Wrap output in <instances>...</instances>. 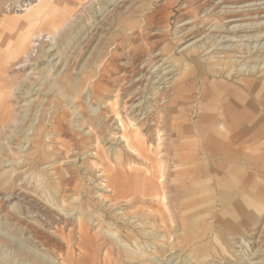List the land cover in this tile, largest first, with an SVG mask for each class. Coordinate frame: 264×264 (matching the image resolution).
<instances>
[{
  "label": "rangeland",
  "instance_id": "rangeland-1",
  "mask_svg": "<svg viewBox=\"0 0 264 264\" xmlns=\"http://www.w3.org/2000/svg\"><path fill=\"white\" fill-rule=\"evenodd\" d=\"M31 1L0 0V193L16 196L7 208L0 199V264H264V23L228 30L236 21L218 9L204 15L197 0H123L121 11L113 0H45L30 14ZM66 20L56 54L18 66L17 30L34 22L47 33ZM137 53L172 68V92L140 100L138 82L123 87L134 79L123 61ZM132 95L136 109L124 103ZM126 131L132 150L120 139ZM227 192L239 196L227 201ZM251 210L259 216L243 224ZM33 226L49 229L40 243Z\"/></svg>",
  "mask_w": 264,
  "mask_h": 264
},
{
  "label": "bare ground",
  "instance_id": "bare-ground-1",
  "mask_svg": "<svg viewBox=\"0 0 264 264\" xmlns=\"http://www.w3.org/2000/svg\"><path fill=\"white\" fill-rule=\"evenodd\" d=\"M43 1H45V0H39V2H32L31 1V3L29 4V5H27L25 8H23V9H25V10H27V12L28 13H32V12H34L33 11V8H36V9H38V7H42V10H44L45 8H44V5L43 6H40L41 4H42V2ZM110 1V0H109ZM112 1V0H111ZM122 2L123 0H113L112 2L113 3H111V4H113L114 6H117V7H119V9H120V6H118L119 5V2ZM132 1H135V0H132ZM143 1V0H142ZM158 1V0H157ZM162 1V0H161ZM131 2V1H130ZM139 2V1H138ZM137 2V3H138ZM163 2H164V0H163ZM197 2H200V4H201V11L200 12H202L204 15H207L208 16V14L209 13H212V12H214V11H217L216 9H218V10H223V12L224 13H226V14H228V15H225V18L227 19L226 21L228 22H235V23H237V24H235V23H233V24H235V25H229L230 27H229V29L228 30H235V31H240V30H243V29H245L246 28V26L248 27H250V26H252L253 24V27L254 26H260L261 24H263L264 23V20H262V21H251L249 18L251 17L252 18V16L251 15H253L254 17H256L255 15H258V14H261V13H264V0H233V1H228V0H197ZM34 3V4H33ZM126 3V2H125ZM124 3V4H125ZM162 3V2H161ZM183 4V3H182ZM181 4V5H182ZM158 5V4H157ZM141 6V5H140ZM162 6V5H161ZM160 6V7H161ZM131 7V6H130ZM129 7V8H130ZM132 7H133V5H132ZM157 7V6H156ZM159 7V6H158ZM183 7V6H182ZM181 7V9H183ZM185 7V6H184ZM108 8V7H107ZM125 8V7H124ZM139 8H141V7H139ZM109 9V8H108ZM107 9V10H108ZM118 9V10H119ZM122 9V8H121ZM121 9L119 10V11H121ZM159 9V8H158ZM163 9H164V7H163ZM113 10V9H112ZM142 10V9H141ZM160 10V9H159ZM186 10V9H185ZM249 10H253V12H247L246 13V11H249ZM255 10V11H254ZM109 11H110V9H109ZM116 11V10H115ZM131 11V10H130ZM26 12V13H27ZM129 12V11H128ZM146 12V11H145ZM146 14V13H145ZM184 14V13H183ZM188 14V13H187ZM201 14V13H200ZM255 14V15H254ZM248 15H250V17L248 16ZM138 16V15H137ZM189 16V15H188ZM199 16V15H198ZM263 16H264V14H263ZM142 17V16H141ZM149 17V16H148ZM152 17V16H151ZM150 17V18H151ZM195 17V16H194ZM193 17V18H194ZM199 17H201V16H199ZM206 17V16H205ZM71 18V17H70ZM69 18V19H70ZM72 18H74V17H72ZM150 18H149V20H150ZM74 20V19H73ZM72 20V21H73ZM97 20V19H96ZM100 20V19H99ZM99 20H97V21H99ZM147 20V19H146ZM196 20V19H195ZM200 20H201V18H200ZM205 20V19H204ZM101 21V20H100ZM188 21V20H187ZM194 21V20H193ZM198 21V20H197ZM201 21H203V20H201ZM200 21V22H201ZM70 21L69 20H66L64 23H61V24H54V26L47 32V33H45V32H39V33H36L35 32V28H34V26L36 25V23H34V22H28V23H30V27H22V28H20L19 30H17V39L16 40H14V42L12 43V45H11V48H10V52H13V55H15L16 56V58H18V62H17V64H18V66H26L29 62H31V61H35V60H38V59H40L41 58V56H43V53L45 52H43V53H41L43 50H46V51H53V53L52 54H56V41H57V38H59V37H61L62 35H63V29H65L66 27H68V23H69ZM186 22V21H185ZM189 22V21H188ZM191 22V21H190ZM263 22V23H262ZM183 23V22H182ZM202 23H204V21L202 22ZM241 23V24H240ZM184 24V23H183ZM191 24V23H190ZM185 25V24H184ZM186 25H187V23H186ZM69 26H71V25H69ZM96 26H99V24L98 25H96ZM263 26H264V24H263ZM100 27V26H99ZM210 27V26H209ZM242 27V28H241ZM256 27V28H257ZM251 28V27H250ZM68 29H69V27H68ZM227 29V28H226ZM206 30H208V29H206ZM65 31V30H64ZM150 31V30H149ZM224 31V30H223ZM221 32V31H220ZM219 32V33H220ZM238 32H237V34H238ZM68 33V32H67ZM210 34H211V32H209ZM65 34H66V32H65ZM64 34V35H65ZM186 34V33H185ZM216 34H217V32H216ZM216 34H214L215 36H216ZM228 35V34H227ZM227 35H223L222 34V32L220 33V36L221 37H224V43H225V41L226 40H231V39H229V38H227L228 36ZM246 35V34H245ZM161 36V35H160ZM205 36V35H204ZM211 36H213V34L211 35ZM237 36H241V35H237ZM63 37V36H62ZM65 37H67V36H65ZM230 37V36H229ZM250 37V36H249ZM264 37V36H263ZM189 38H191V36L189 37ZM216 38V37H215ZM243 38H244V36H243ZM245 38H247L246 36H245ZM126 39V38H125ZM235 39V38H234ZM152 40V39H151ZM200 40V39H199ZM237 40V39H236ZM137 41V40H136ZM219 41H220V39H219ZM119 42H121V41H119ZM126 42V41H125ZM191 42V41H190ZM196 43H197V40L195 41ZM114 43V42H113ZM112 43V44H113ZM132 43V42H131ZM136 43V42H135ZM134 43V44H135ZM223 43V42H222ZM235 43V42H234ZM116 44V43H115ZM124 44V43H123ZM128 44V43H127ZM130 44V43H129ZM133 44V45H134ZM190 44V43H189ZM189 44H188V46H189ZM132 45V46H133ZM220 45H223V44H220ZM228 45H229V42H228ZM47 46H49L47 49H45V47H47ZM105 46V45H104ZM115 46V45H114ZM184 47L186 46V45H183ZM188 46H187V48H188ZM126 47V46H125ZM127 47H128V45H127ZM223 47H224V45H223ZM228 47V46H227ZM127 49V48H126ZM232 49H234V48H232ZM231 49V50H232ZM235 49H236V47H235ZM123 50H125V49H123ZM128 50H130V49H128ZM157 50V49H156ZM187 50V49H186ZM191 50V49H190ZM231 50H229V51H231ZM148 51H149V49H148ZM147 51V52H148ZM150 51H151V49H150ZM150 51H149V53H150ZM159 51V50H158ZM138 52V51H137ZM143 52H146V50L145 51H143ZM147 52H146V54H147ZM128 54L129 52H127L126 50H125V54ZM131 53H133V52H131L130 51V54ZM151 53H153L152 51H151ZM230 53H232V52H230ZM240 53V52H239ZM52 54H50L49 53V56H52ZM129 54V55H130ZM143 54V53H142ZM145 54V53H144ZM158 54V53H157ZM157 54H156V56H157ZM122 55V54H121ZM128 55V56H129ZM133 55H135V54H133ZM130 56L129 58L131 59V58H133L134 56ZM229 55V54H228ZM243 55V54H242ZM110 56V55H109ZM108 56V57H109ZM118 55H115L114 56V59H113V62H121V59L119 58V59H115V57H117ZM123 56V55H122ZM125 56V55H124ZM128 56L127 57H125V59H124V63H127V64H129V62H130V64L132 63V67L131 66H129V67H131L130 69H127L125 66H124V72H126V73H122L123 75H128V74H130L132 77H134V79L132 80L133 81V83H132V81L131 80H129V84L128 83H126V84H123V87H129V88H131L133 85H134V83L135 82H138L139 83V85H140V87L137 89V91L135 90V92H136V96L138 95L139 96V98H140V100L142 99V98H144L145 96H146V94L148 93V92H150V91H152L153 93H155L156 95H159V97H160V95H162L163 96V94H161L162 92H166L168 89H170L169 88V84L171 83V79H173V76L174 75H172V68H170V69H167V67H163V64H164V66H168V64H166L165 65V63H164V61L162 60V59H160L161 60V63H158L156 60V62H153V63H151L150 62V60L151 59H153V58H149L150 57V55H148L149 57H146V56H141V55H138V53H137V55H135L136 57H134L133 58V62H131V60L128 58ZM239 56V55H238ZM155 57V56H154ZM159 57V56H158ZM162 57V56H161ZM122 58V57H121ZM165 58H167V57H165ZM235 58V57H234ZM240 58V57H239ZM243 58V57H242ZM263 59V58H262ZM112 60V59H111ZM110 60V61H111ZM166 60V59H165ZM109 61V60H108ZM109 61V62H110ZM233 61H234V59H233ZM236 61V60H235ZM241 61V60H240ZM105 62V61H104ZM238 62V61H237ZM108 64V63H107ZM110 64V63H109ZM118 64V63H117ZM28 66V65H27ZM115 66V68H116V65H114ZM120 66V65H119ZM123 66V65H122ZM98 67H99V63H98ZM108 67V66H107ZM112 67V66H111ZM152 67H153V69H152ZM170 67H172L171 66V64H170ZM100 68V67H99ZM104 68V67H103ZM109 68H110V65H109ZM109 68H107V70L109 69ZM113 69V68H112ZM114 70V69H113ZM112 70V71H113ZM105 71V70H104ZM109 71V70H108ZM111 71V70H110ZM109 71V72H110ZM172 71V72H171ZM120 71H118V74H120L119 73ZM108 73V72H107ZM111 73V72H110ZM113 73V72H112ZM117 73V72H116ZM176 73V72H175ZM105 75V74H104ZM103 75V76H104ZM123 75H121V76H123ZM103 76H101V77H103ZM108 76V75H107ZM106 76V77H107ZM124 77H126V76H124ZM123 77V78H124ZM131 77V78H132ZM97 78V77H96ZM127 78V77H126ZM130 78V79H131ZM176 78V77H175ZM104 79V78H103ZM109 80L111 79V78H108ZM116 79V78H115ZM117 79H118V77H117ZM119 79H120V77H119ZM125 79V78H124ZM123 80V79H122ZM91 81H93V80H91ZM111 81V80H110ZM117 81V80H116ZM125 81V80H124ZM122 82V81H121ZM173 82H174V80H173ZM108 83V82H107ZM109 83H111V82H109ZM124 83V82H123ZM176 83V82H175ZM113 84V83H112ZM137 84V83H136ZM110 85V84H109ZM115 85H116V83H115ZM120 85H121V83H120ZM120 85L118 86L119 87V89H120ZM174 85V84H173ZM88 86V85H87ZM90 86V85H89ZM113 87V86H112ZM111 87V88H112ZM122 87V86H121ZM122 87V88H123ZM136 87H137V85H136ZM180 87V86H179ZM87 88V87H86ZM86 88H85V90H86ZM128 88V89H129ZM90 89H91V87H90ZM180 89H181V87H180ZM112 90H113V88H112ZM124 90H125V88H124ZM87 91V90H86ZM110 91V90H109ZM118 91V90H117ZM179 91V90H178ZM92 92V91H91ZM125 92V91H124ZM124 92L122 93V94H124ZM127 92V91H126ZM133 92V91H132ZM131 92V93H132ZM167 92H169V91H167ZM170 92H172L171 91V89H170ZM93 93V92H92ZM103 93V92H102ZM108 93V92H107ZM111 93H112V91H111ZM110 93V94H111ZM130 93V92H129ZM151 93V92H150ZM87 94H89L88 93V91H87ZM106 94V93H105ZM104 94V95H105ZM120 94V93H119ZM91 95V94H90ZM103 95V96H104ZM131 95V94H130ZM151 95V94H150ZM153 95V94H152ZM155 95V96H156ZM169 95V94H168ZM178 95V94H177ZM106 96H108V95H106ZM115 96V95H114ZM117 96H119V95H117L116 94V98H118ZM121 96V95H120ZM120 96H119V98H120ZM127 96V95H126ZM154 96V95H153ZM94 97V96H93ZM109 97V96H108ZM135 97V95H132V96H129V97H127L128 98V100L127 99H124L125 101H124V103H126L125 105H127V103L130 101V100H132L133 98ZM147 97H149L148 95H147ZM151 97V96H150ZM149 97V98H150ZM71 98V97H70ZM92 98V97H91ZM101 98V97H100ZM106 98V97H105ZM115 98V97H114ZM113 98V99H114ZM118 98V99H119ZM156 98V97H155ZM164 98V97H163ZM165 98H166V96H165ZM164 98V99H165ZM98 99V98H97ZM108 99V98H107ZM112 99V100H113ZM122 99V98H121ZM144 99H146V98H144ZM158 99V98H157ZM104 100V101H103ZM103 103L105 102V103H108L107 101H105L106 99H104L103 98ZM109 100V99H108ZM111 100V101H112ZM127 100V101H126ZM161 100H163V99H161ZM167 100H168V98H167ZM97 101V100H96ZM110 101V103H112ZM115 101H117V100H115ZM120 101H122V100H120ZM119 101V102H120ZM135 101V100H134ZM149 101V100H148ZM147 101V102H148ZM159 101V100H158ZM87 102V101H86ZM114 102V101H113ZM119 102H117V103H119ZM139 102H142V101H139ZM150 102V101H149ZM162 102V101H161ZM165 102V101H164ZM71 103H73V102H71ZM105 103H104V105H105ZM131 103V104H130ZM129 104V109H133V108H135V106L136 105H134V102L132 103V101L130 102ZM146 103V102H145ZM144 103V104H145ZM155 103H157V102H155ZM155 103L153 104V103H151V104H149V105H154V107H155ZM160 103V102H159ZM109 104V103H108ZM120 104H121V102H120ZM135 104H136V102H135ZM144 104H142V105H144ZM48 105V104H47ZM65 105V104H64ZM84 105V104H83ZM101 105V104H100ZM109 105H111V104H109ZM114 105V104H113ZM140 105V104H139ZM147 105V104H146ZM162 105V104H161ZM52 106H53V104H52ZM55 106V105H54ZM93 106V105H92ZM106 106V105H105ZM104 106V107H105ZM56 107V106H55ZM58 107V106H57ZM74 107V106H73ZM98 107V106H97ZM102 107V106H101ZM108 107V106H107ZM111 107H112V105H111ZM145 107V106H144ZM150 107V106H149ZM157 107H158V105H157ZM157 107H155V108H157ZM225 107V106H224ZM100 108V107H99ZM109 108V107H108ZM137 108V107H136ZM135 108V109H136ZM37 109V108H36ZM119 109V108H118ZM127 109V108H126ZM125 109V110H126ZM134 109V110H135ZM149 109V108H148ZM158 109H160V108H158ZM51 110V109H50ZM54 110V109H53ZM56 110H57V108H56ZM76 110H77V108H76ZM94 109H92V111H93ZM98 110V109H97ZM105 110V109H104ZM114 110H116V108L114 109ZM146 110V109H145ZM150 110V109H149ZM153 110H156V109H154L153 108ZM225 110H227V108L225 109ZM96 111V110H95ZM128 111V110H127ZM129 111H131V110H129ZM142 111V110H141ZM158 111H160V110H157V113H158ZM94 112V111H93ZM113 112V111H112ZM120 112V111H119ZM118 111H116L115 113H113L112 115H110L109 113V115L110 116H112V118L114 119V121H115V124L117 125V127H115V128H117L118 130H125V125H124V123H125V121H124V123H123V120H122V118H121V115H120V113H119ZM145 112V111H144ZM48 113V112H47ZM46 113V114H47ZM81 113V112H80ZM84 113V112H83ZM99 113V112H98ZM107 113V112H106ZM125 113V112H124ZM133 113V112H132ZM146 113V112H145ZM156 113V112H155ZM36 114V113H35ZM49 114V113H48ZM94 114V113H93ZM123 114V113H122ZM154 114V113H153ZM216 114V113H215ZM224 114V113H223ZM226 114H227V112H226ZM41 115V114H40ZM38 116V113H37V116L36 117H42V115L41 116ZM75 115V114H74ZM77 115H81L82 116V114H77ZM94 115H96V114H94ZM123 115H125V114H123ZM129 115H131V114H129ZM139 115V114H138ZM161 115V114H160ZM32 116V115H31ZM34 116V115H33ZM107 115L106 114H104V117H103V120H105V119H107V117H106ZM126 116V115H125ZM134 119H136V117L135 116H133V114L131 115ZM143 116V115H142ZM144 116H146V114L144 115ZM143 116V117H144ZM45 117V116H44ZM69 117H71V116H69ZM73 117V116H72ZM85 117V116H84ZM84 117H82V118H84ZM87 117V116H86ZM142 117V118H143ZM148 117V116H147ZM151 117V116H150ZM157 117H158V114H157ZM228 117V116H227ZM35 118V117H34ZM215 118H216V116H215ZM36 119V118H35ZM34 119V120H35ZM41 119V118H40ZM73 119H75V117L73 118ZM127 119H128V117H127ZM132 119V118H131ZM144 119H146V118H144ZM224 119V118H223ZM31 120V119H30ZM39 119L37 118V121H38ZM82 120V119H81ZM83 120H85V118L83 119ZM107 120H109V119H107ZM111 120V119H110ZM133 120V119H132ZM215 120V119H214ZM225 120V119H224ZM25 121H26V119H25ZM54 121H55V119H54ZM87 121V120H86ZM86 121H84V122H86ZM136 121V120H135ZM145 121H147V120H145ZM39 122V121H38ZM83 122V123H84ZM109 122V121H108ZM149 122V121H148ZM63 123V122H62ZM82 123V122H81ZM82 123V124H83ZM103 123V122H102ZM140 123V122H139ZM145 123V122H144ZM64 124V123H63ZM104 124V123H103ZM108 124V123H107ZM106 124V125H107ZM113 124V123H112ZM143 124V123H142ZM146 124V123H145ZM31 125V124H30ZM65 125V124H64ZM84 125V124H83ZM88 126H87V128H88V130H87V128H86V132H90V130L92 129V128H90L89 127V124H87ZM100 125H101V123H100ZM109 126V124L107 125V127ZM113 126V125H112ZM62 127V126H61ZM85 127V126H84ZM100 127H102V126H100ZM110 127V126H109ZM65 128V127H64ZM130 128V127H129ZM134 129H135V133H138V131H139V127H133ZM141 128V127H140ZM143 128V127H142ZM50 130H52V128L50 129ZM60 130V129H59ZM141 130V129H140ZM95 131V130H94ZM50 132V131H49ZM54 133V132H53ZM91 134L93 133L92 131L90 132ZM98 133H100V132H98ZM103 133V132H102ZM89 134V133H88ZM101 134V133H100ZM49 135V134H48ZM50 135H52L51 133H50ZM95 135V134H94ZM114 135V134H113ZM130 135V131H126V133L124 132V135L123 136H121L120 137V139H121V141H123L124 143H125V145L128 147V149H131L130 147H131V142H132V138L129 136ZM134 135V134H133ZM133 135H131V136H133ZM34 136V135H33ZM53 136V135H52ZM96 136H97V133H96ZM25 137V136H24ZM100 137H101V135H100ZM117 137V136H116ZM51 138V137H50ZM98 138H99V136H98ZM131 138V139H130ZM135 138V137H134ZM28 140V139H27ZM40 145V144H39ZM43 145V144H42ZM98 145H100V144H98V141H97V145L96 146H98ZM99 147V146H98ZM97 147V148H98ZM25 148V147H24ZM132 150V149H131ZM132 152H134V151H132ZM7 158V157H6ZM122 159V158H121ZM225 161V160H224ZM20 162V161H19ZM15 164V163H14ZM47 164V163H46ZM49 167V166H48ZM253 168V167H252ZM5 172V171H4ZM163 172V171H162ZM125 176V175H124ZM108 177V176H107ZM107 177L105 176V181H106V183H110V181L109 180H111V179H107ZM99 178V177H98ZM165 178H166V175L164 174V173H161L160 174V176H159V178H158V183L160 184V185H158V187H159V189L161 190L162 189V186L161 185H165V183L163 184V182L162 181H165ZM123 180H124V178H123ZM98 182H99V180H97ZM101 182V184L103 183L102 181H100ZM100 182H99V184H100ZM105 185V187L106 188H103V189H109V188H111V187H109V185H107V184H104ZM101 186H103V185H101ZM112 186V185H111ZM114 186V185H113ZM112 186V187H113ZM12 187V186H11ZM14 187V186H13ZM12 187V188H13ZM17 187V186H16ZM112 189V188H111ZM110 189V191H112ZM4 190V189H3ZM11 190V189H10ZM21 191V190H20ZM105 191V190H104ZM108 191V190H107ZM109 191V192H110ZM249 191V190H248ZM4 192H5V190H4ZM18 192V191H17ZM114 192V191H113ZM257 192V191H256ZM22 193V192H21ZM258 193V192H257ZM157 194V195H156ZM155 195H156V198H157V200L160 202V203H158L159 205H161V206H163V207H166L167 208V200H168V197H167V193H163L162 194V192H157ZM259 194V193H258ZM264 194V193H263ZM20 196V195H19ZM239 196V194H236V193H233V192H227V194L225 195V199L227 200V201H233V200H235L236 199V197H238ZM240 196H241V194H240ZM243 196V195H242ZM16 196H15V194L14 193H11L10 191H8V193L6 192V193H0V199H2V200H5V202H7V203H5V205H6V208L9 206V202L10 201H12V199L13 198H15ZM21 198V197H20ZM26 198V197H25ZM258 198V197H257ZM255 200V203H254V205L253 206H251V207H253V209H256V210H258L257 208H254L255 206H256V200L257 199H254ZM29 201H31V199H29ZM27 202V201H26ZM4 203V202H3ZM24 204V203H23ZM39 204V203H38ZM42 205V204H41ZM43 206V205H42ZM42 206H41V209H42ZM3 207V206H2ZM34 207V206H33ZM250 207V208H251ZM10 208V207H9ZM8 208V209H9ZM45 208V207H44ZM44 208L42 209V210H44ZM161 208V207H160ZM160 208H158V209H160ZM28 209V208H27ZM39 209V208H38ZM48 209V208H47ZM157 209V210H158ZM256 210H251V211H248V213H246V215H245V217H244V219H243V224H248L249 222H251V220H256L257 219V217L259 216V212L258 211H256ZM25 211V210H24ZM28 211V210H27ZM39 211V210H38ZM46 211V210H45ZM1 212V211H0ZM4 212H6V211H4ZM9 212H11V211H9ZM47 212V211H46ZM49 212V211H48ZM8 213V212H7ZM5 214V213H4ZM10 214V213H9ZM39 214V213H38ZM47 214V213H46ZM63 214V213H62ZM11 215V214H10ZM83 215V214H82ZM157 215V214H156ZM12 216V215H11ZM21 215H19V217H20ZM39 216V215H38ZM40 216H42L41 214H40ZM21 219V218H20ZM32 219V218H31ZM30 219V220H31ZM81 219V218H80ZM21 220H23V219H21ZM21 220H19V221H21ZM131 220V219H130ZM165 220V219H164ZM28 221V220H27ZM80 221V220H79ZM22 222V221H21ZM44 222V221H43ZM49 222V221H48ZM55 222V221H54ZM25 223V222H24ZM28 223H30L29 221H28ZM47 223V222H46ZM50 223V222H49ZM162 224V223H161ZM25 225H27V224H25ZM24 225V226H25ZM30 225V224H29ZM142 225V224H141ZM19 226V225H18ZM161 226V225H160ZM251 226V225H250ZM29 227V226H28ZM54 227V226H53ZM263 227V226H262ZM27 228V227H26ZM27 229H29V228H27ZM31 229H33V233H34V236L36 235V240H37V238H38V242H39V240H40V238H46V234H47V232H49V229H46V228H43L42 230H41V227H38V228H35L34 226L31 228ZM62 230V229H61ZM60 230V231H61ZM109 230V229H108ZM142 230V229H141ZM29 232H31L30 230H28ZM144 231V230H143ZM157 231V230H156ZM54 232V231H53ZM103 233V232H102ZM111 233V232H110ZM113 233H115V232H113ZM152 233H154V232H152ZM151 233V234H152ZM162 233V232H161ZM160 233V234H161ZM105 234V233H104ZM107 234H109V231H108V233ZM49 235V234H48ZM56 235V234H55ZM60 235V234H59ZM112 235V234H111ZM163 235V234H162ZM108 236V235H107ZM114 236V235H113ZM158 236V235H157ZM160 236V235H159ZM6 238L7 239H9L12 243L13 242H16V240H12L11 238H9L8 236H6ZM102 238V237H101ZM107 238V237H106ZM51 239H52V237H51ZM62 239V238H61ZM85 239V238H84ZM105 239V238H104ZM112 239V238H111ZM114 239V238H113ZM86 240V239H85ZM99 240V239H98ZM50 241V240H49ZM52 241V240H51ZM84 241V240H83ZM103 241V240H102ZM110 241V240H109ZM62 242V241H61ZM89 242V241H88ZM105 242V241H104ZM118 242H119V240H118ZM17 243V242H16ZM15 243V244H16ZM40 243V242H39ZM52 243H54V241L52 242ZM66 244H67V242H65ZM85 243L87 244V242L85 241ZM99 243V242H98ZM55 244H57V243H55ZM59 244V243H58ZM73 244V243H72ZM80 244V243H79ZM103 244V243H102ZM110 244V243H109ZM123 244V243H122ZM12 245V244H11ZM63 245V244H62ZM81 245V244H80ZM79 245V246H80ZM83 245V244H82ZM93 245V244H92ZM53 246L54 245H52V248H53ZM66 246V245H65ZM123 246H124V244H123ZM38 247V250H40V245H38L37 246ZM58 247V246H57ZM63 247V246H62ZM61 247V248H62ZM121 247V246H120ZM56 248V247H55ZM54 248V249H55ZM64 248H66V247H64ZM103 248H104V246H103ZM5 249V248H4ZM46 249V248H45ZM63 249V248H62ZM80 249V248H79ZM99 249V248H98ZM37 250V251H38ZM60 250V249H59ZM66 250V249H65ZM73 250V249H72ZM34 251V250H33ZM49 251V250H48ZM102 251V250H101ZM29 252V251H28ZM38 254L37 255H39V256H41V254H39V252H37ZM59 253V252H58ZM103 253V252H102ZM55 254H57V249H56V252H55ZM62 254H63V252H62ZM47 255H48V253H47ZM53 255V254H52ZM99 255H102V254H99ZM57 256V255H56ZM63 256V255H62ZM67 256V255H66ZM103 256V255H102ZM118 256H120L119 254H118ZM124 256V255H123ZM42 257V256H41ZM44 257V256H43ZM97 257V256H96ZM40 258V257H39ZM46 258H47V256H46ZM46 258L44 257V259H45V261H46ZM49 258H50V256H49ZM48 258V259H49ZM64 258V257H63ZM105 258V257H104ZM57 259H59L58 258V256H57ZM83 259V258H82ZM116 260V259H115ZM49 261H50V259H49ZM55 261V260H54ZM53 261V258H52V263L54 262ZM59 261V260H58ZM57 261V262H58ZM64 261V260H63ZM100 261H101V259H100ZM131 261V260H130ZM57 262H56V264H57ZM92 262V261H91ZM110 262H111V260H110ZM126 262V261H125ZM62 263V262H61ZM68 263V262H67ZM127 263V262H126ZM130 263V262H129ZM54 264V263H53ZM59 264H60V262H59ZM63 264V263H62ZM70 264V263H69Z\"/></svg>",
  "mask_w": 264,
  "mask_h": 264
},
{
  "label": "crops",
  "instance_id": "crops-1",
  "mask_svg": "<svg viewBox=\"0 0 264 264\" xmlns=\"http://www.w3.org/2000/svg\"><path fill=\"white\" fill-rule=\"evenodd\" d=\"M197 155L199 156V153H197ZM198 156L196 157V159H198ZM228 158H230V157H228ZM225 161H224V163L226 164V162H228L229 161V159H227L226 157H225V159H224ZM229 166H230V164H229ZM201 167V166H200Z\"/></svg>",
  "mask_w": 264,
  "mask_h": 264
}]
</instances>
